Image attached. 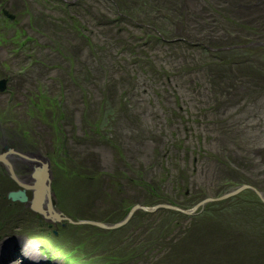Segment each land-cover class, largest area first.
Returning a JSON list of instances; mask_svg holds the SVG:
<instances>
[{
  "label": "rangeland",
  "instance_id": "obj_1",
  "mask_svg": "<svg viewBox=\"0 0 264 264\" xmlns=\"http://www.w3.org/2000/svg\"><path fill=\"white\" fill-rule=\"evenodd\" d=\"M2 77L0 112L50 142L72 221L242 183L264 196V0H0ZM243 193L106 229L10 209L0 236L37 241L34 264H264V209L234 206Z\"/></svg>",
  "mask_w": 264,
  "mask_h": 264
},
{
  "label": "flooded vegetation",
  "instance_id": "obj_2",
  "mask_svg": "<svg viewBox=\"0 0 264 264\" xmlns=\"http://www.w3.org/2000/svg\"><path fill=\"white\" fill-rule=\"evenodd\" d=\"M9 101H11L10 98L4 99L3 104ZM4 114L0 112V227L6 221L3 215L10 209L24 213L32 212L31 214L35 215L38 221L44 220L52 224L56 222L55 219H47L29 206L32 197L30 186L34 181L32 172L35 168H42L43 164L46 163L52 171V165L55 162L51 152H49L50 150H47L45 145H50V142L48 143L40 133L31 134L28 129L24 131L19 122L15 123V127L13 125L8 126L6 120L9 119ZM52 178L51 173L49 180L50 195L51 201L55 205V200L58 198L52 190ZM19 190L24 191L27 201H13L8 196L9 192ZM42 206L47 209L45 200H43ZM5 207L6 210H4ZM55 207L58 208L56 205Z\"/></svg>",
  "mask_w": 264,
  "mask_h": 264
},
{
  "label": "water",
  "instance_id": "obj_3",
  "mask_svg": "<svg viewBox=\"0 0 264 264\" xmlns=\"http://www.w3.org/2000/svg\"><path fill=\"white\" fill-rule=\"evenodd\" d=\"M3 14L6 15L10 20L14 18V15L8 14L7 12L3 11ZM6 79L0 78V89L4 88ZM46 163V162H45ZM32 175L34 177V181L31 184V189H32V197L29 202V206H31L32 210L35 212H38L42 214L47 219H55V221L58 220H66L69 223H80V224H90V225H97L101 228H116L124 225L127 220L133 215L134 211L137 209L143 210L145 212L148 211H154L157 210L158 208H164V209H171V210H176L178 212H182L185 214H193L197 212V208L201 207L204 203L206 202H211V201H216V200H222L224 198L232 196V194L237 193L244 188H249L252 191L256 193L257 196H259L260 200L264 204V196H262L261 192L257 190L254 186H250L246 183H242L240 185L232 187V189L225 191L222 193V195L217 196V197H204L201 199V201L191 205L190 207L183 208L181 206H177L172 203H167V202H158L156 204H151V205H144L140 203H135L131 205L128 210L126 211V215L122 217L121 219L117 220L114 223H104L99 220H91V219H84V220H71L68 216L62 215V212L53 205L51 201V195H50V169L48 163L43 164L42 168H35L34 171L32 172ZM8 196L13 200V201H21L25 202L27 201V196H25L24 191L19 190V191H11L8 193ZM45 200L47 209H45L42 206V202ZM10 218H5V222H8ZM4 222V223H5ZM2 223V226L3 224ZM1 228V227H0ZM30 239H27L24 237V235H17V234H5L0 236V263L2 262L3 264H9L11 259L14 258L16 255H19V245H21V241H28ZM23 242V243H24ZM44 248V247H43ZM42 251V250H40ZM11 264V263H10ZM21 264H30V263H25L22 262Z\"/></svg>",
  "mask_w": 264,
  "mask_h": 264
},
{
  "label": "bare ground",
  "instance_id": "obj_4",
  "mask_svg": "<svg viewBox=\"0 0 264 264\" xmlns=\"http://www.w3.org/2000/svg\"><path fill=\"white\" fill-rule=\"evenodd\" d=\"M23 242L24 241H21V245H19L18 247L19 255L15 256L18 261L16 260L15 257L12 258L11 261L15 264H21L22 262L34 264V262H37L39 260L38 259L39 256L36 255L39 252L37 241L33 240L32 238L24 243ZM39 261L42 262L43 260L40 258ZM0 264H3V263L1 262Z\"/></svg>",
  "mask_w": 264,
  "mask_h": 264
},
{
  "label": "trees",
  "instance_id": "obj_5",
  "mask_svg": "<svg viewBox=\"0 0 264 264\" xmlns=\"http://www.w3.org/2000/svg\"><path fill=\"white\" fill-rule=\"evenodd\" d=\"M255 196V195H254ZM239 198H237L238 200H236L235 202H234V206H236V207H238L239 209L241 208V206H243V205H248V206H253L252 207V209H249V210H251V211H253L252 212V215L254 214V213H257V211L258 210H262V209H260V208H257L256 206H254V205H258V206H260V204H261V206L260 207H262L263 209H264V207L262 206V203H260V201H259V199H258V197L257 196H255L254 198L252 197V196H250L249 194H245V193H243V194H241V195H239L238 196ZM243 199V204H241V201H240V199L241 198ZM163 202H165V201H163ZM170 203H173L172 201H169ZM248 202V203H247ZM233 206V207H234ZM213 210L212 211H214V212H218V213H220V214H226L228 211H229V209L227 210V208L225 207H222V208H219V207H213L212 208ZM218 209V210H217ZM243 209V208H242ZM217 210V211H216ZM237 212H239L238 210H237ZM169 213H172V214H176L177 215V212H174V211H170L169 210ZM209 217H212V215H210Z\"/></svg>",
  "mask_w": 264,
  "mask_h": 264
}]
</instances>
